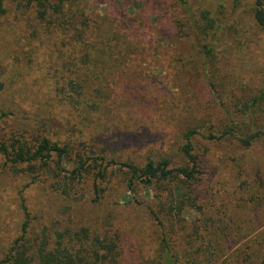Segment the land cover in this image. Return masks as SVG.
Masks as SVG:
<instances>
[{"label": "trees", "instance_id": "1", "mask_svg": "<svg viewBox=\"0 0 264 264\" xmlns=\"http://www.w3.org/2000/svg\"><path fill=\"white\" fill-rule=\"evenodd\" d=\"M121 5L94 17L82 0H0V128L2 122L8 125L0 153L12 165L51 172L57 191L67 195L74 189L78 193L77 186L92 177L98 199L120 171L129 189L159 184L155 201L134 206L143 203L152 222L148 253L136 264H214L208 242L219 237L208 231L199 188L208 152L201 138L234 153L264 139V66L259 60L264 0H173L169 5L164 16L178 48L172 57L176 88L183 94L203 81L220 107V118L189 121L172 156L155 157L158 139L151 140L141 164L120 156L121 149L139 140L127 120L131 115L124 120L115 115L111 85H120V76L135 66L137 56L150 54V46L139 48L146 43L149 16ZM250 70L261 77L257 84L246 80ZM145 72L154 82L153 71ZM175 100L161 107L160 117L165 113L166 121L177 117L179 122L185 112L187 118H197L190 96ZM177 105L179 113L169 116V108ZM102 119L106 125L99 124ZM19 201L21 230L1 249L0 264H124L119 235L103 238L82 226L76 231L44 228L33 237L23 194ZM188 210L202 212L190 226L184 216ZM142 229L140 223L133 225L136 232ZM261 239L257 236L239 250L232 264H264Z\"/></svg>", "mask_w": 264, "mask_h": 264}, {"label": "rangeland", "instance_id": "2", "mask_svg": "<svg viewBox=\"0 0 264 264\" xmlns=\"http://www.w3.org/2000/svg\"><path fill=\"white\" fill-rule=\"evenodd\" d=\"M149 2L150 0H82V4L94 17L102 16L121 4L124 5L121 8L129 12H148L146 43L139 48L150 46V54L145 58L137 56L135 66L120 76V85H111V102L114 103L111 107L117 111L115 115L122 120L128 114L131 115L127 116V120L135 127V134L132 136L139 140L129 148L121 149L120 156L124 159L131 158L139 164L145 161V151L151 140L158 139V145L154 148L155 157L167 154L172 156L182 143V130L189 121L195 119L197 123L209 115L214 120L220 118V107L213 101L211 91L203 81H196L187 92L179 93L172 63V57L178 48L174 45L168 15L167 19L164 16L173 0H155L152 5ZM11 43L15 45V39ZM259 60L260 65L264 66V50ZM145 69L153 71L156 77L154 82L145 77ZM245 75L247 81L255 84L261 78L253 70ZM185 96L192 98L197 118L191 114L187 118L184 111L179 122H176L177 117L174 121H166L165 113L160 117L163 105L173 101L177 103L176 97L184 99ZM178 113V105L168 110L169 116ZM103 121L102 119L99 124ZM4 127L8 125L2 122L0 137L1 134L6 135L7 129ZM106 129L111 130V125ZM94 140L101 145L100 137ZM201 143L203 148L207 146L208 152L203 157L204 167L199 188L204 192L205 214L209 216L208 231L214 234L213 237H219L218 242L215 239L208 242L210 251L215 253L214 264H232L239 250L247 249L248 243L255 237H264V139L257 140L248 150L237 153L228 148L223 149L225 147L220 142L213 143L201 138ZM100 145L99 147L102 146ZM141 145L145 147L140 149ZM132 148L137 151L131 154L129 149ZM239 167L243 170H239ZM122 178L123 173L116 172L98 199L92 177L85 178L77 186L78 193L74 189V192L67 195L57 191L51 172H42L39 168L35 171L27 165H12L0 153V251L20 233L23 213L19 200L23 194L31 212L35 230L33 237L44 228L54 232L65 228L76 231L82 226L90 227L103 238L119 235L122 238V262L136 264L143 257L142 254L148 253L152 222L144 212L146 209L143 203L139 208L134 206L136 201H155L160 187L156 183L149 188L139 186L133 190L127 187ZM64 182L65 180L61 183ZM138 212L141 213L137 217ZM201 215L202 212L194 210L184 213L189 226L197 223ZM139 223L143 229L136 232L133 225Z\"/></svg>", "mask_w": 264, "mask_h": 264}]
</instances>
